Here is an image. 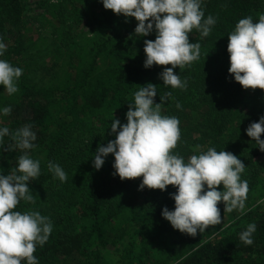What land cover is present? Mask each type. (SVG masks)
Masks as SVG:
<instances>
[{
  "label": "trees",
  "instance_id": "16d2710c",
  "mask_svg": "<svg viewBox=\"0 0 264 264\" xmlns=\"http://www.w3.org/2000/svg\"><path fill=\"white\" fill-rule=\"evenodd\" d=\"M26 7L24 0H0V41L6 46L0 59L22 69L16 93L8 95L0 86V109L11 107L10 114L0 115V126L9 129L0 141V174H19L18 158L25 151L40 162V175L28 182L34 200H22L14 209L39 212L52 224L48 240L33 253L38 264H114L109 257L114 253L115 264H264V152L245 132L264 115V90L234 81L227 52L235 25L247 17L258 22L264 0H203L204 18L212 16L216 23L207 37L195 29L189 34L200 54L173 69L187 82L183 90L160 79L171 65L144 67V40L154 41L155 30L138 36L134 18L104 9L100 0L48 4L37 43L26 34ZM81 24L92 33H82ZM147 84L156 87L154 103L164 97L161 114L179 119L174 153L187 161L213 147L245 165L244 210L229 213L223 203L217 205L221 219L227 214L234 220L229 227L209 226L195 237L181 233L161 215L165 207L174 210L175 187L140 190L142 177L122 181L114 175L111 154L94 168L97 147L115 139L112 119L125 124L135 92ZM28 124L35 147L23 150L13 136ZM49 161L65 171V182L54 178ZM249 224L256 231L246 246L239 234Z\"/></svg>",
  "mask_w": 264,
  "mask_h": 264
},
{
  "label": "clouds",
  "instance_id": "9594fccd",
  "mask_svg": "<svg viewBox=\"0 0 264 264\" xmlns=\"http://www.w3.org/2000/svg\"><path fill=\"white\" fill-rule=\"evenodd\" d=\"M104 9L114 14L132 17L138 23L135 34L147 37L153 30L154 41L144 40V67L164 66L160 74L163 85L173 89H185L187 82L182 81L173 69L184 68L199 58L200 44L190 43L189 34L195 29L207 37L216 20L212 16L204 18L201 7L203 0H100ZM147 22V23H146ZM229 74L244 89L264 90V14L258 22L251 17L243 18L228 35ZM6 50L0 41V56ZM22 69L13 67L0 59V86L8 95L18 91L16 81ZM157 95L152 84L140 87L134 94V103L129 104L126 123L112 119L111 133L115 139L106 146H98L94 153L93 166L99 170L105 158L114 157V175L122 181L142 177L139 189H158L161 192L172 185L176 188L171 196L174 210L162 209V218L181 233L195 237L204 233L209 226L222 223L219 203L224 212L243 211L248 193V182L241 179L245 165L235 155L213 147L185 159L174 153L180 141L179 119L161 114V103H154ZM170 95V93L168 94ZM176 107L179 109L180 105ZM11 107L0 109V115H8ZM31 125L18 129L13 139L16 146L23 150L35 147L36 134ZM119 128V131L117 129ZM257 148L264 152V115L258 122L251 123L245 130ZM9 134V129L0 126V141ZM199 146H197V149ZM40 162L33 160L24 152L18 158L17 172L10 175L0 174V264H38L33 255L36 247L43 246L52 231L48 217L39 212L15 211L20 201L32 202L34 196L28 182L40 175ZM49 170L61 182L67 180L65 171L51 161ZM222 185V190H217ZM255 224L239 234L244 245H252Z\"/></svg>",
  "mask_w": 264,
  "mask_h": 264
},
{
  "label": "rangeland",
  "instance_id": "374dc122",
  "mask_svg": "<svg viewBox=\"0 0 264 264\" xmlns=\"http://www.w3.org/2000/svg\"><path fill=\"white\" fill-rule=\"evenodd\" d=\"M57 0H24L26 3V17L25 21L27 23V37L31 38L34 43H37L40 39L41 35L44 34L45 28L43 27V23L41 21L42 15H48V4L56 3ZM78 4L81 2L77 1ZM82 33H92L90 32V26L88 24H81ZM43 32V33H42ZM45 36V35H44ZM43 36V37H44ZM28 39V38H27ZM33 43V44H34ZM50 63V60H47ZM234 220H232L229 215L225 214L222 217V226L223 229L229 227ZM122 248V247H121ZM116 254H110L109 257L113 260L114 264L116 263Z\"/></svg>",
  "mask_w": 264,
  "mask_h": 264
}]
</instances>
